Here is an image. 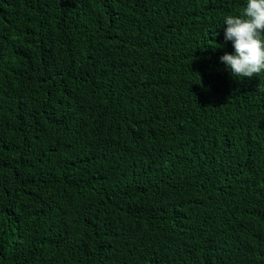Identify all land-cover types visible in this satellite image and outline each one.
I'll return each instance as SVG.
<instances>
[{"label":"trees","instance_id":"16d2710c","mask_svg":"<svg viewBox=\"0 0 264 264\" xmlns=\"http://www.w3.org/2000/svg\"><path fill=\"white\" fill-rule=\"evenodd\" d=\"M245 5L0 0V264H264Z\"/></svg>","mask_w":264,"mask_h":264},{"label":"clouds","instance_id":"9594fccd","mask_svg":"<svg viewBox=\"0 0 264 264\" xmlns=\"http://www.w3.org/2000/svg\"><path fill=\"white\" fill-rule=\"evenodd\" d=\"M224 40L234 52L219 60L236 78H251L264 73V0H246L239 14L224 17Z\"/></svg>","mask_w":264,"mask_h":264}]
</instances>
